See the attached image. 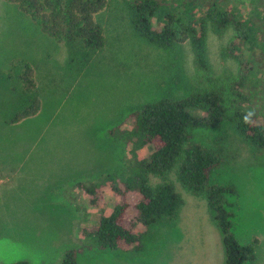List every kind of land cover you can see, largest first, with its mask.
<instances>
[{"label": "rangeland", "instance_id": "374dc122", "mask_svg": "<svg viewBox=\"0 0 264 264\" xmlns=\"http://www.w3.org/2000/svg\"><path fill=\"white\" fill-rule=\"evenodd\" d=\"M222 5L251 18L250 33L258 37L243 42L231 27L216 34L208 26L206 71L195 65L189 41L166 49L139 37L128 0H106L95 15L105 44L84 64L68 62L64 42L44 34L15 3L0 0V226H16L14 260L58 264L63 251L80 248L78 264H226L222 234L204 197L184 191L174 178L182 202L172 219L143 238L144 252L102 250L79 234L110 211L114 199L105 191V202L93 205L76 183L118 174L128 165L124 142L106 136L108 129L146 102L214 89L225 116L217 127L189 128L188 144L218 153L207 185L235 187V194L226 196L235 203L228 208L232 231L241 243L257 240L249 264H264V147H252L234 121L239 107L264 119V0H222ZM19 60L33 69L40 109L10 124L29 98L17 77ZM159 181L150 178L151 184ZM46 226L58 230L49 248L36 236ZM67 226L73 227L74 241L63 236ZM32 253L45 255L39 260Z\"/></svg>", "mask_w": 264, "mask_h": 264}, {"label": "trees", "instance_id": "16d2710c", "mask_svg": "<svg viewBox=\"0 0 264 264\" xmlns=\"http://www.w3.org/2000/svg\"><path fill=\"white\" fill-rule=\"evenodd\" d=\"M35 22L47 36L68 47V62L87 63L91 54L105 44L95 15L106 0H7ZM131 25L145 41L160 47L189 41L197 68L209 70L206 54L208 26L216 34L231 27L236 39L256 42L258 36L251 18L222 0H128ZM263 9V7H262ZM252 13H255L252 9ZM259 14V12H258ZM236 49V46H233ZM232 50V49H231ZM230 55L234 56L230 51ZM18 79L29 95L24 106L7 123L35 116L40 100L35 93L34 72L28 61L19 60ZM220 94L214 89L194 90L184 97L166 95L134 109L106 136L119 138L127 148L128 165L120 173H108L89 183L76 185L99 206L105 202V191L113 195L110 211L98 217L97 223L81 228L80 236L99 249L144 252V241L159 229L158 223L174 217L182 202L175 190L180 187L204 197L221 231L226 264H249L255 258V244L240 243L235 237L228 208L235 203L226 198L235 194L233 185H207L213 168L219 164L218 153L197 143H190L188 129L217 127L225 116ZM238 133L254 148L264 147V119L252 108L239 107L234 115ZM146 149L142 157L141 150ZM150 178L160 181L151 184ZM152 244L149 245L151 250ZM147 251V253L150 252ZM80 248L63 251L58 264H78ZM146 252V251H145ZM142 254V253H141ZM6 264H30L17 260Z\"/></svg>", "mask_w": 264, "mask_h": 264}, {"label": "crops", "instance_id": "0c3cea01", "mask_svg": "<svg viewBox=\"0 0 264 264\" xmlns=\"http://www.w3.org/2000/svg\"><path fill=\"white\" fill-rule=\"evenodd\" d=\"M45 228L46 230L44 231V233L40 231L39 233L36 234V236L40 241H47L48 242L47 247L49 248L51 244L53 243V239L55 236L54 233L58 230L54 226H46ZM72 229H73L72 226H67V230H65L63 233V236L67 241H72V240L74 241L75 239L73 237ZM29 233L31 235L32 232L29 231ZM16 244H17L16 226H0V262L3 261L6 264L12 261H16L13 259L16 255ZM21 246L25 247V244L21 243ZM44 255H45L44 253L43 254H40V253L30 254V256H32L34 259H39V260H42ZM24 260H27V259L25 258Z\"/></svg>", "mask_w": 264, "mask_h": 264}]
</instances>
